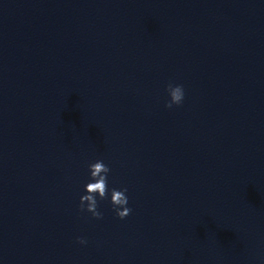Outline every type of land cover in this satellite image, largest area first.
<instances>
[{
    "label": "clouds",
    "instance_id": "clouds-1",
    "mask_svg": "<svg viewBox=\"0 0 264 264\" xmlns=\"http://www.w3.org/2000/svg\"><path fill=\"white\" fill-rule=\"evenodd\" d=\"M166 91L169 96V100L166 102L165 107L171 109L174 105L179 106L184 100V88L181 84L167 85ZM111 169L102 161L97 160L94 163L89 164V172L91 182L87 183L84 188L86 194L80 196L79 208L80 211H87L92 214L96 219H102L103 214L98 211V200H103L108 196V173ZM110 202L116 213V216L120 219H124L131 214V208L128 205V197L126 195L127 188L117 190L111 189ZM77 242L80 244H86L87 241L78 237Z\"/></svg>",
    "mask_w": 264,
    "mask_h": 264
}]
</instances>
